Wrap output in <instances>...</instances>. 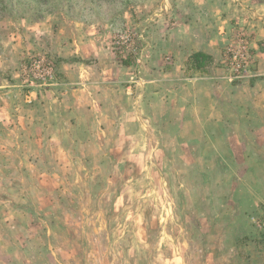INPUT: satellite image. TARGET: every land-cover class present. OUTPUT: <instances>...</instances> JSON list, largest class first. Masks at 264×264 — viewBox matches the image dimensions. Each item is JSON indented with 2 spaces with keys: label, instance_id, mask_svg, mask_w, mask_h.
<instances>
[{
  "label": "rangeland",
  "instance_id": "rangeland-1",
  "mask_svg": "<svg viewBox=\"0 0 264 264\" xmlns=\"http://www.w3.org/2000/svg\"><path fill=\"white\" fill-rule=\"evenodd\" d=\"M0 264H264V0H0Z\"/></svg>",
  "mask_w": 264,
  "mask_h": 264
},
{
  "label": "trees",
  "instance_id": "trees-1",
  "mask_svg": "<svg viewBox=\"0 0 264 264\" xmlns=\"http://www.w3.org/2000/svg\"><path fill=\"white\" fill-rule=\"evenodd\" d=\"M191 63L196 70L205 68L211 57L204 53H195L190 57Z\"/></svg>",
  "mask_w": 264,
  "mask_h": 264
}]
</instances>
